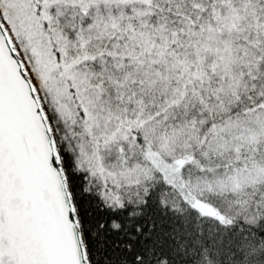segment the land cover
I'll list each match as a JSON object with an SVG mask.
<instances>
[{
    "label": "snow or ice",
    "instance_id": "1",
    "mask_svg": "<svg viewBox=\"0 0 264 264\" xmlns=\"http://www.w3.org/2000/svg\"><path fill=\"white\" fill-rule=\"evenodd\" d=\"M0 264H264V0H0Z\"/></svg>",
    "mask_w": 264,
    "mask_h": 264
}]
</instances>
